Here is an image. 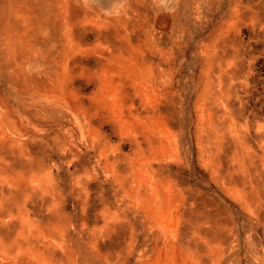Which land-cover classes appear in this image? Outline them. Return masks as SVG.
<instances>
[{
	"label": "rangeland",
	"instance_id": "1",
	"mask_svg": "<svg viewBox=\"0 0 264 264\" xmlns=\"http://www.w3.org/2000/svg\"><path fill=\"white\" fill-rule=\"evenodd\" d=\"M0 264H264V0H0Z\"/></svg>",
	"mask_w": 264,
	"mask_h": 264
}]
</instances>
